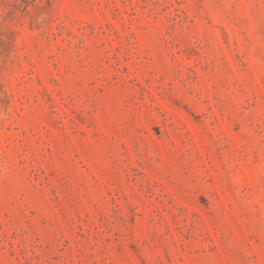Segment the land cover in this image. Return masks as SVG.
<instances>
[{
  "label": "rangeland",
  "instance_id": "374dc122",
  "mask_svg": "<svg viewBox=\"0 0 264 264\" xmlns=\"http://www.w3.org/2000/svg\"><path fill=\"white\" fill-rule=\"evenodd\" d=\"M0 264H264V0H0Z\"/></svg>",
  "mask_w": 264,
  "mask_h": 264
}]
</instances>
